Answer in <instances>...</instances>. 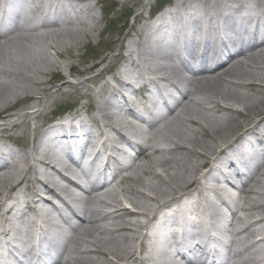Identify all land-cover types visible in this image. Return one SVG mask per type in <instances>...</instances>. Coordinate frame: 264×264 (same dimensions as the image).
Here are the masks:
<instances>
[{"label": "bare ground", "instance_id": "6f19581e", "mask_svg": "<svg viewBox=\"0 0 264 264\" xmlns=\"http://www.w3.org/2000/svg\"><path fill=\"white\" fill-rule=\"evenodd\" d=\"M89 1L0 0V235L10 236L6 222L17 214L13 232L35 231L38 236L39 244L25 251L34 254L35 264H46L51 255L53 264H171L168 244L161 243L154 253L148 246L151 239L141 232L161 213L150 238L160 235L171 219L183 226L185 233L178 236L189 234L196 241L191 251L206 252L203 236L218 221L221 264H264V0H175L155 25L134 29L138 37L130 36L113 53L115 59L123 58L127 69L112 73L115 83L105 79L88 90L95 113H87L88 108L84 114L80 107L87 105L76 108L73 103L69 116H61L42 128L37 140H30V129L37 131L32 123L42 111L59 99L82 94L90 80L103 75L48 86V76L63 67H68V76L88 71L77 72L66 57L76 58L85 38L95 31L88 22L100 17ZM27 2L42 12L35 7L43 16L40 24L29 27L15 21L18 12L12 10L20 3V14L39 19ZM143 13H136L135 22ZM130 73L135 80L127 76ZM55 77L59 81L62 75ZM136 85L143 89L141 95L134 91ZM125 90L134 97L128 98ZM135 96L143 102L135 103ZM29 99L31 106L3 115ZM160 99L170 104L167 114L158 113L164 107ZM139 120L147 122L145 127ZM44 138L50 142L46 147ZM99 141L102 144H96ZM94 144L87 170L94 182L81 197L74 190L82 189L79 175L75 170L69 171L71 178L63 173L69 169L66 155L71 145L83 150ZM134 148L141 154L132 164L116 165L135 158L128 150ZM96 161L101 163L97 175ZM226 176L241 180L238 193L232 192L234 180ZM208 190L232 210L230 218ZM123 194L128 195L127 203ZM49 195L63 200L78 219L76 225H70V216ZM26 207L44 225L26 219ZM194 213L199 220L192 221ZM206 213L214 215L213 222ZM62 224L71 227L70 234ZM196 227L202 232L197 238ZM8 246L0 245L3 264L18 259L11 261ZM26 247L25 242L19 244L21 251Z\"/></svg>", "mask_w": 264, "mask_h": 264}, {"label": "rangeland", "instance_id": "374dc122", "mask_svg": "<svg viewBox=\"0 0 264 264\" xmlns=\"http://www.w3.org/2000/svg\"><path fill=\"white\" fill-rule=\"evenodd\" d=\"M162 0H90L87 5L92 6L93 9L99 15L98 20H89L88 28L95 29L93 34L90 37L85 38L83 46L76 51L77 57L70 58V54L66 57V62H72L75 66L74 69L79 72L83 69H87L82 76H68L69 69L68 67H63L59 70L58 73H54L52 76H48V79L51 78V83L48 85L49 87H53V83H62L65 79H73L75 81L77 78H90L94 77L95 74L97 75L100 71L106 69L111 64L115 63L116 68L119 67V63L123 62V59L113 57V53L117 51V49L121 45H125L128 43L130 36H137V32L135 30L141 28L142 30L146 28L149 24L147 22L149 14H151L155 8H160ZM167 1V0H166ZM169 1V0H168ZM175 0H172V3ZM144 3V4H143ZM86 5V3H85ZM143 10V19L138 20L135 22V15L138 11ZM131 14H130V13ZM106 13L109 14V17L106 18ZM135 25L134 28L132 26ZM135 29V30H134ZM69 57V59H67ZM113 58V59H112ZM114 61V62H113ZM115 68V69H116ZM114 69V71H115ZM110 73L113 72L109 71ZM56 74L62 75V78L58 81L56 80ZM103 74V73H102ZM103 77V75H102ZM95 78V77H94ZM70 80V79H69ZM101 80V77L98 79H92L88 82V89H85V92L82 94H72L67 98H62V100H57L50 108L42 111L41 116L38 119L33 121V125L37 126V131L34 129H30L29 131V139H38L40 137V133L42 128H44L50 119H53L58 111V108L62 111L66 108V105L72 106L73 103L75 104L76 108L81 105H87L85 107H80L83 111H87V113L93 114L95 110L91 107V91L89 89H93L96 87V84ZM61 85V84H60ZM55 90V88H53ZM132 97H134L132 95ZM134 99L139 104L140 99L139 96H135ZM33 104L31 99L20 102L17 106L11 108L12 113H16L17 111H21L23 108H27ZM60 106V107H59ZM73 108V107H72ZM9 109V110H11ZM65 111V110H64ZM14 120V119H12ZM19 132V130H16ZM37 132L39 134H37ZM10 142V141H9ZM19 142V141H18ZM12 146L15 148H19L20 146L14 142H10ZM41 145V144H40ZM134 154V152H133ZM146 158L142 157L141 163H145ZM147 178V177H146ZM237 182V181H236ZM240 183V182H239ZM240 185V184H238ZM193 187V186H192ZM190 187L188 190L193 189ZM239 187V186H238ZM233 193L239 192L240 187L231 188ZM237 192V193H238ZM51 196V195H49ZM128 197L127 194H123L122 199L124 203L126 202V198ZM75 204L79 207L82 206L80 201H75ZM63 211L69 215L66 209ZM227 214L229 217L232 216V210L228 211ZM70 216V215H69ZM71 220V223H75V220ZM230 238L225 239V245H229ZM157 243L152 244L150 247L151 251L156 253L157 251Z\"/></svg>", "mask_w": 264, "mask_h": 264}]
</instances>
